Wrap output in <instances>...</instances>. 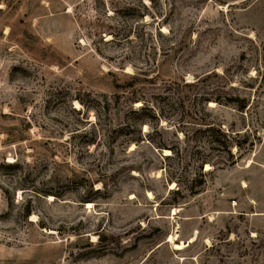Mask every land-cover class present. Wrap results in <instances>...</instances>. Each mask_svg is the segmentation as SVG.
<instances>
[{
	"label": "rangeland",
	"instance_id": "rangeland-1",
	"mask_svg": "<svg viewBox=\"0 0 264 264\" xmlns=\"http://www.w3.org/2000/svg\"><path fill=\"white\" fill-rule=\"evenodd\" d=\"M0 264H264V0H0Z\"/></svg>",
	"mask_w": 264,
	"mask_h": 264
},
{
	"label": "bare ground",
	"instance_id": "bare-ground-1",
	"mask_svg": "<svg viewBox=\"0 0 264 264\" xmlns=\"http://www.w3.org/2000/svg\"><path fill=\"white\" fill-rule=\"evenodd\" d=\"M163 153L164 154H169L170 152H169V150L168 149H163ZM210 168V165L209 164H205V169H209ZM152 193H150L149 191H148V195L151 197L152 195H151ZM88 204H89V202H87ZM175 211H176V209H174ZM173 210V211H174ZM195 238H196V235H192V236H190L189 237V239H188V242L190 243V242H192V241H194L195 240ZM176 239V235L175 234H171V235H169L168 236V238H167V240L166 241H169V242H171L172 244H173V246L174 247H176V248H182L184 245H185V243L184 242H175L174 240Z\"/></svg>",
	"mask_w": 264,
	"mask_h": 264
},
{
	"label": "trees",
	"instance_id": "trees-1",
	"mask_svg": "<svg viewBox=\"0 0 264 264\" xmlns=\"http://www.w3.org/2000/svg\"><path fill=\"white\" fill-rule=\"evenodd\" d=\"M142 105H143V107H145L144 104H142ZM142 110H143V109H142ZM131 111L137 113L138 110H136V109H131ZM128 140H129V141H131V140L138 141L139 139H135V138L132 139V138H129ZM153 143H154V145H155L157 148H165V144L162 143L160 140H159L158 142H153Z\"/></svg>",
	"mask_w": 264,
	"mask_h": 264
}]
</instances>
